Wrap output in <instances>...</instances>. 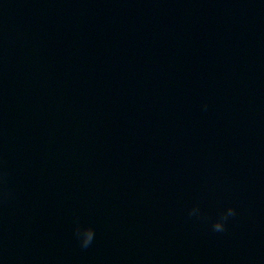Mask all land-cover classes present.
Masks as SVG:
<instances>
[{"label": "water", "instance_id": "95a60500", "mask_svg": "<svg viewBox=\"0 0 264 264\" xmlns=\"http://www.w3.org/2000/svg\"><path fill=\"white\" fill-rule=\"evenodd\" d=\"M0 264H264V0H0Z\"/></svg>", "mask_w": 264, "mask_h": 264}, {"label": "clouds", "instance_id": "9594fccd", "mask_svg": "<svg viewBox=\"0 0 264 264\" xmlns=\"http://www.w3.org/2000/svg\"><path fill=\"white\" fill-rule=\"evenodd\" d=\"M206 105L204 108L206 109ZM199 209L198 208H193L190 212L189 215H196L198 214ZM235 210L233 208H228L225 213H222L219 217V219L212 224V230L214 232H223L225 231V222L228 220L229 217L235 216ZM74 233L76 237L80 241V246L83 249H86L89 247L91 242L94 239V229L91 226H86V227H81L77 225L74 229Z\"/></svg>", "mask_w": 264, "mask_h": 264}]
</instances>
